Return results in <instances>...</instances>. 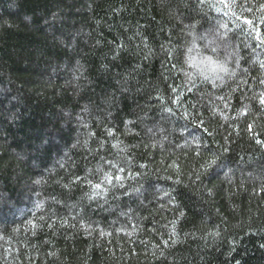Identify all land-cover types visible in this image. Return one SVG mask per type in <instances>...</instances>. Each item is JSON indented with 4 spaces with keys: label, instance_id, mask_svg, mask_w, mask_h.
I'll list each match as a JSON object with an SVG mask.
<instances>
[{
    "label": "trees",
    "instance_id": "trees-1",
    "mask_svg": "<svg viewBox=\"0 0 264 264\" xmlns=\"http://www.w3.org/2000/svg\"><path fill=\"white\" fill-rule=\"evenodd\" d=\"M262 97L264 0H0V264H264Z\"/></svg>",
    "mask_w": 264,
    "mask_h": 264
},
{
    "label": "rangeland",
    "instance_id": "rangeland-1",
    "mask_svg": "<svg viewBox=\"0 0 264 264\" xmlns=\"http://www.w3.org/2000/svg\"><path fill=\"white\" fill-rule=\"evenodd\" d=\"M210 43V42H209ZM211 44V43H210ZM186 63L189 68H192L195 73L201 78H207V76H215L219 70H221L214 57L206 56L201 51H198L194 45L190 46V49L186 53Z\"/></svg>",
    "mask_w": 264,
    "mask_h": 264
},
{
    "label": "snow or ice",
    "instance_id": "snow-or-ice-1",
    "mask_svg": "<svg viewBox=\"0 0 264 264\" xmlns=\"http://www.w3.org/2000/svg\"><path fill=\"white\" fill-rule=\"evenodd\" d=\"M222 70H223V71H227V69H222ZM260 102H261V104H264V97L261 98ZM121 170H122V169H121ZM115 178H116L117 180L120 179L119 176H116ZM96 187H100V185L97 184Z\"/></svg>",
    "mask_w": 264,
    "mask_h": 264
}]
</instances>
